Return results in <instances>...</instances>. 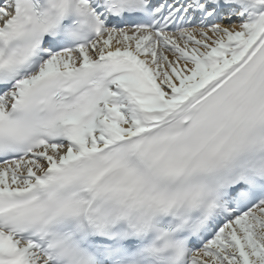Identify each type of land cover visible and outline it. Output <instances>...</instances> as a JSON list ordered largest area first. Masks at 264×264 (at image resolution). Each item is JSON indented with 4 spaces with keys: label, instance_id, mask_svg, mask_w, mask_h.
Wrapping results in <instances>:
<instances>
[{
    "label": "snow or ice",
    "instance_id": "6c2138e0",
    "mask_svg": "<svg viewBox=\"0 0 264 264\" xmlns=\"http://www.w3.org/2000/svg\"><path fill=\"white\" fill-rule=\"evenodd\" d=\"M0 264H264V0H0Z\"/></svg>",
    "mask_w": 264,
    "mask_h": 264
}]
</instances>
